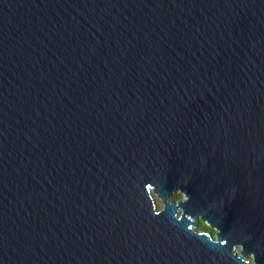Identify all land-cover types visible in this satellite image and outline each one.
<instances>
[{"label":"water","instance_id":"95a60500","mask_svg":"<svg viewBox=\"0 0 264 264\" xmlns=\"http://www.w3.org/2000/svg\"><path fill=\"white\" fill-rule=\"evenodd\" d=\"M0 264H264V0H0Z\"/></svg>","mask_w":264,"mask_h":264},{"label":"flooded vegetation","instance_id":"af4514ba","mask_svg":"<svg viewBox=\"0 0 264 264\" xmlns=\"http://www.w3.org/2000/svg\"><path fill=\"white\" fill-rule=\"evenodd\" d=\"M172 199H174L175 201L179 200V199H182L183 198V195L180 193V192H176L172 195L171 197ZM156 200H158L159 204H160V207H158V209H160L162 207V204L161 202L159 201V199L157 197H155ZM157 206V205H156ZM180 212V211H179ZM206 224V228H202V229H198V226L200 224ZM195 230L196 231H208V232H211L213 236H215V230L213 228H211L206 222H204L203 220H199L198 221V225L195 227Z\"/></svg>","mask_w":264,"mask_h":264},{"label":"trees","instance_id":"16d2710c","mask_svg":"<svg viewBox=\"0 0 264 264\" xmlns=\"http://www.w3.org/2000/svg\"><path fill=\"white\" fill-rule=\"evenodd\" d=\"M157 201H158V200H157ZM158 207H160V204H159V203L157 204V208H158ZM202 228H203V229L206 228V224H202V223H201V224L198 226V229H202Z\"/></svg>","mask_w":264,"mask_h":264},{"label":"rangeland","instance_id":"374dc122","mask_svg":"<svg viewBox=\"0 0 264 264\" xmlns=\"http://www.w3.org/2000/svg\"><path fill=\"white\" fill-rule=\"evenodd\" d=\"M156 205L159 203L156 199H155Z\"/></svg>","mask_w":264,"mask_h":264}]
</instances>
